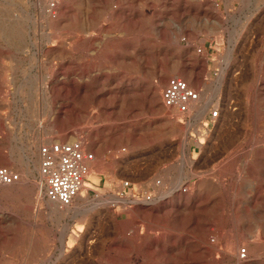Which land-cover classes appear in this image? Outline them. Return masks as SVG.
Instances as JSON below:
<instances>
[{"label":"rangeland","instance_id":"1","mask_svg":"<svg viewBox=\"0 0 264 264\" xmlns=\"http://www.w3.org/2000/svg\"><path fill=\"white\" fill-rule=\"evenodd\" d=\"M55 140L95 153L71 207ZM0 166V264H264V0H0Z\"/></svg>","mask_w":264,"mask_h":264},{"label":"built area","instance_id":"2","mask_svg":"<svg viewBox=\"0 0 264 264\" xmlns=\"http://www.w3.org/2000/svg\"><path fill=\"white\" fill-rule=\"evenodd\" d=\"M55 5L60 0H50ZM200 90L193 88L187 80L173 76L168 78L162 92V102L168 108H177L189 114L190 105L199 101ZM221 107H210L208 114L212 122L221 116ZM39 176L47 194L61 207L73 206L79 197L88 173V163L95 158V153L88 151L79 140H55L39 147ZM21 176L7 166H0V186L18 182ZM126 183V187L129 186ZM243 250V254H244Z\"/></svg>","mask_w":264,"mask_h":264},{"label":"bare ground","instance_id":"3","mask_svg":"<svg viewBox=\"0 0 264 264\" xmlns=\"http://www.w3.org/2000/svg\"><path fill=\"white\" fill-rule=\"evenodd\" d=\"M51 2V1H50ZM52 5V4H51ZM51 9V8H50ZM91 18V17H90ZM17 27V26H16ZM12 28H13V25H12ZM12 30V29H11ZM10 30V31H11ZM9 31V32H10ZM13 31H15V30H13ZM12 31V32H13ZM16 32V31H15ZM15 32L13 33V34H15ZM17 32H19V31H17ZM16 32V33H17ZM10 34H12V33H10ZM9 34V35H10ZM19 35V34H18ZM12 36H16V35H12ZM11 36V37H12ZM18 37V36H17ZM12 39V38H11ZM17 39V38H16ZM17 41V40H16ZM67 78V77H66ZM187 80V79H186ZM59 87V86H58ZM67 87V86H66ZM74 88V87H73ZM68 89V88H67ZM75 90V89H74ZM78 91V90H77ZM203 91V90H202ZM200 94H201V92H200ZM205 94V93H204ZM202 96H203V94H202ZM201 96V98H200V100L199 101H197V102H193L191 105H190V111H189V114L188 115H190V116H194L196 113H199L198 111L196 112V109H199V108H201V107H203L205 104H204V99H205V96H203L202 97ZM208 96V95H207ZM206 101H208V100H206ZM206 103V102H205ZM208 105H209V103H207ZM207 105V106H208ZM206 106V105H205ZM204 106V108L205 109H207V107H205ZM168 108V107H167ZM203 108V109H204ZM175 109H177V108H175ZM203 109H202V112H203ZM178 110V109H177ZM179 111V110H178ZM200 111V110H199ZM205 111V110H204ZM180 112V111H179ZM180 113H182V114H185V113H183V112H180ZM39 164H40V162H39ZM88 173H89V169H88ZM88 173H87V175H86V177H85V180H86V178H87V176H88ZM85 180H84V184H85ZM20 181V180H19ZM42 181V180H41ZM16 183V182H15ZM5 186V185H4ZM9 186V185H8ZM84 186V185H83ZM154 203L155 202H143V206L141 207V208H143V209H145V211H154ZM185 206V205H184ZM190 206V205H189ZM194 207V206H193ZM192 207V208H193ZM162 209V208H161ZM165 209V208H164ZM61 210V209H60ZM65 210V209H64ZM67 210V209H66ZM64 212V211H63ZM144 212V211H143ZM146 213V212H145ZM161 213V212H160ZM194 213V212H193ZM155 214V213H154ZM153 215V214H152ZM196 218V217H195ZM196 220V219H195ZM191 223V222H190ZM148 239V238H147ZM133 240V239H132ZM157 241V240H156ZM169 241V240H168ZM150 246H151V244H149ZM157 246V245H156ZM154 247V246H153ZM172 247V246H171ZM150 248V247H149ZM161 248V247H160ZM162 249V248H161ZM173 249V248H172ZM243 249H244V254H243ZM243 249H240L239 250V258H240V260H241V258L242 259H246L247 257H248V252H247V250L245 249V248H243ZM170 252V251H169Z\"/></svg>","mask_w":264,"mask_h":264}]
</instances>
